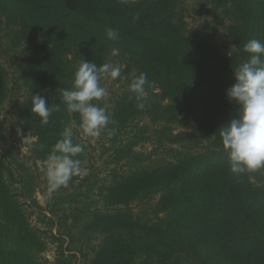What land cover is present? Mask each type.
Returning a JSON list of instances; mask_svg holds the SVG:
<instances>
[{"label": "trees", "instance_id": "obj_1", "mask_svg": "<svg viewBox=\"0 0 264 264\" xmlns=\"http://www.w3.org/2000/svg\"><path fill=\"white\" fill-rule=\"evenodd\" d=\"M176 4L177 0L127 4L120 0H0V50L2 31L20 27L36 48L26 73L32 94L43 96L49 106L60 105L49 124L42 126L31 112L30 94L20 107V118L37 138L33 149L45 160L72 115L60 91L72 87L80 60L99 66L111 49L135 54L149 81L154 75L166 79L164 89L174 101L170 115L192 116L206 135L215 136L219 148L114 174L101 196L107 205L93 213L94 223L105 235L94 248L90 264H136V260L137 264H191L190 257L198 260L194 264H264V185L253 181L260 170L231 174L219 136V127L236 114V105L225 95L234 83L235 68L215 49L180 34L174 20ZM236 9L247 17L241 34L233 32L243 40L238 46L246 61L243 45L250 39L264 42V0H238ZM109 27L118 31L117 40L106 37ZM205 72L211 87L202 95ZM5 83L0 64V102ZM114 108L125 110L115 113L120 120L130 116L129 110L135 112L121 98ZM124 148L118 153L129 155ZM156 193L152 216L133 212L132 201L139 205ZM42 248V240L0 169V264H43L37 258ZM52 264H76L75 255L61 250Z\"/></svg>", "mask_w": 264, "mask_h": 264}, {"label": "rangeland", "instance_id": "obj_2", "mask_svg": "<svg viewBox=\"0 0 264 264\" xmlns=\"http://www.w3.org/2000/svg\"><path fill=\"white\" fill-rule=\"evenodd\" d=\"M237 4L238 0H177L175 11L179 18L175 16L174 20L183 37L215 49L236 68L244 62L238 46L243 40L233 32L241 34L243 21L247 18L245 12L236 9ZM1 42L0 64L6 83L0 102V169L30 227L42 240L43 248L38 250L37 258L43 264H52L61 250L72 252L76 264H90L94 248L105 235L94 223L93 213L96 208L107 205L101 196L112 183L114 174L139 164L157 166L174 162L187 153L219 148L215 136L206 135L196 126L192 116L170 115L174 101L164 89L166 79L161 80L156 75L151 78L154 87L148 89L146 107L138 110L128 86L141 73L142 62L127 50L111 49L105 63L121 65V77L115 81L101 80L109 94L102 101L94 102L106 109L114 123H110L100 137L89 138L82 134L75 113L70 115L67 126L72 128L73 142L84 148L77 157L82 161V172L72 178L67 188L49 191L42 163L44 159L33 149L32 142L37 138L20 118V107L31 94L26 73L36 48L18 26L3 30ZM113 50H117L115 54ZM68 55L76 59L72 54ZM207 79L205 72L200 83L202 95L210 92ZM119 98L130 103L132 112L135 111L133 114L131 110L126 111L130 116L128 114L124 120L115 114L125 112L114 108ZM122 146L129 150V155L118 153ZM253 181L264 185V169L255 175ZM158 197L159 193H156L152 199L139 205L132 201L130 207L136 214L152 216ZM56 234L59 237H55ZM189 261L198 263L191 257Z\"/></svg>", "mask_w": 264, "mask_h": 264}, {"label": "clouds", "instance_id": "obj_3", "mask_svg": "<svg viewBox=\"0 0 264 264\" xmlns=\"http://www.w3.org/2000/svg\"><path fill=\"white\" fill-rule=\"evenodd\" d=\"M120 2L127 4L135 0ZM118 35L116 29H106L109 40H117ZM116 51L113 50V54ZM243 51L249 58L232 71L234 83L225 92L229 103L236 105V114L219 127L222 149L227 155L229 171L234 175L264 169V42L250 39L243 45ZM121 71L119 64L98 66L82 58L74 72L72 87L61 89V101L69 114L79 116V127L84 136L98 138L110 123H114L106 109L95 102L109 94L101 80L115 81L121 77ZM152 87L154 82L148 80L146 73H140L130 82L128 90L133 94L138 110L146 107L148 89ZM59 110V104L49 106L43 96L31 92V112L39 117L42 126L48 125L52 113ZM83 151L81 144L73 142L72 128L66 126L42 162L49 191L67 188L72 178L81 174L82 161L77 157Z\"/></svg>", "mask_w": 264, "mask_h": 264}]
</instances>
